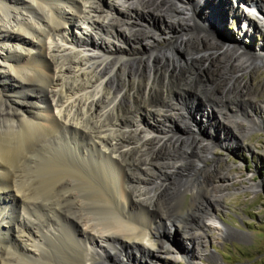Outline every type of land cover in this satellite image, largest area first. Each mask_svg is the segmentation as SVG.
I'll list each match as a JSON object with an SVG mask.
<instances>
[{"label": "bare ground", "instance_id": "obj_1", "mask_svg": "<svg viewBox=\"0 0 264 264\" xmlns=\"http://www.w3.org/2000/svg\"><path fill=\"white\" fill-rule=\"evenodd\" d=\"M106 1L0 0V264H111L112 259L130 264L132 258L139 264L167 263L165 253L173 251L168 242H175L178 232L176 250H183L190 264H206L216 258L206 248L214 237L210 232H233L207 203L224 201L227 184L214 180L238 176L214 165L213 175L209 169L197 174L210 158L200 153L202 142L162 141L141 121L143 114L150 116L149 124L164 134L168 119L181 116L172 93L189 86L199 90L195 84L204 82L199 77L205 71L199 65L209 59V74L230 77L209 85L204 97L246 135L224 101L234 105L236 96H255L241 74L253 69L255 58L233 53V45L208 38L216 33L194 24L196 11L222 27L212 14L214 0ZM258 7L246 9L251 21L243 19L235 38L263 49L262 42H254L257 29L264 28ZM146 11L162 18L165 27L149 31L136 15ZM178 28L186 34H171ZM111 37L145 52L114 58L124 52ZM193 46L215 52L219 67ZM178 49L187 53L186 62L177 57ZM129 126L132 130L122 132ZM175 152L184 159L173 161ZM185 191L193 200L183 211ZM61 234L66 237L61 253L50 258L49 244Z\"/></svg>", "mask_w": 264, "mask_h": 264}, {"label": "rangeland", "instance_id": "obj_2", "mask_svg": "<svg viewBox=\"0 0 264 264\" xmlns=\"http://www.w3.org/2000/svg\"><path fill=\"white\" fill-rule=\"evenodd\" d=\"M214 1V11L212 10V14H217L216 16L220 17L222 21L224 19L223 22L221 21L223 24V29L219 26L220 24L217 21V23L214 22V20L210 22L208 18L203 16L201 17L196 11L193 15L195 17H192L194 24H198V26L201 28L215 32L220 38L233 45V47L241 50L242 52L237 53L238 55L249 58L247 56V54H249L251 57L255 58L256 64L253 63V69H250L249 71H241L242 77L247 81L246 86H249V91H251L250 93L254 94L255 96H236L238 97V101L234 103V105L229 99L224 101L226 105L225 111L230 113L229 116L232 115V119H239L241 121V129L243 130V127H245L244 130L245 132L247 131V134L242 136L239 131H237L235 128H232L231 124L228 123V119L220 117V114H218V112L213 109L214 103H212V105H208L209 103L204 97V95L208 94V91L211 89L208 86H214L216 84L219 85L222 80L230 77V73L224 74V72L218 73L216 71L215 74H209L208 68H205V62H207L209 59L201 61V64L199 65V67H203L202 69L206 71L205 72L202 70L201 73L203 75H200L199 77L202 78L204 82H201L199 85L195 84L197 87L199 86V90L203 91L195 92L199 91L198 88L197 90H194L196 88L192 89L189 86L187 88H190L189 90L184 92L181 90H176L174 93H172L171 97L174 98L175 102L181 103V116L177 119H174L173 117L168 119V126L165 128L166 132L164 134V130L162 131L158 125L149 124L150 116L143 114L141 122L144 123L150 131H152V134L159 135V138L161 139L168 138L166 140H170L173 138L176 139L178 137H186L188 139H196V141L199 143L202 142L201 144L204 147L200 148V153H210V158L205 159L203 157L205 160L203 163H201V165H203L204 168L196 169L197 174L200 172L203 173L204 169H209L210 171L208 170V173L213 175L212 173L214 171L211 170L215 169L216 167V169L220 168V170L223 172L225 171L226 173L236 174L238 176L236 177V180L229 177L226 179L219 177L218 179L214 180L218 183L227 184V189L222 195V199L224 201H222L220 205H217L214 202H212L211 205L207 203V206L211 211L214 212V214L218 215L224 223H228V226L233 229V232L232 234L223 235H218L217 231L210 232V234H213L214 237L209 240L206 248L209 251H213L216 258L214 260L205 259L204 262L206 264H264V108L262 106V100H264V48H255L253 45H251V40H248V42L247 39L245 41L244 38L241 37H238V39L235 38L242 32L243 26L241 24L243 23V19L245 20L246 24L251 21L247 14H245L246 9L250 7V10H252L251 7L259 6L258 8L261 7L260 11H262L264 14V0ZM106 2L107 1L104 0L102 4L105 5ZM221 8L224 10L223 13H221ZM153 13V11H146L143 13L138 12L136 15L139 17L138 20H141V22L145 24V27L148 28L149 31L156 33L158 30L164 28L166 23L163 24L162 18H157L156 14ZM251 25L256 27L254 23H251ZM176 30L177 29H173L174 32H171V34L177 36L186 34L184 29L180 32V28H178V31ZM255 37V45L261 42L264 45V28L257 29ZM105 38L108 37L105 36ZM113 38L111 37L110 39H117V41L115 40V42H117L116 46L121 47V49L119 48L120 52H124L123 54H116L114 58H116L117 55H128L135 58L138 57L141 52H145V49H142L138 46L136 47L132 42L127 43L120 37ZM160 44L163 48L166 46V44L163 42ZM170 47L171 46H167V50ZM205 49H196L194 47L192 51H198V54H205V58H211L210 62H214L212 64H214L215 69H217L219 66L217 64L218 61H215V56H217L216 53L210 51L209 49H206L208 50L206 51ZM232 50L234 51L233 53L238 52L235 49H231V51ZM207 53L211 54V56H208ZM146 54L151 56L149 50ZM176 55L184 62H186L188 59L187 53L182 49H178V51H176ZM120 74L121 71H116L115 76L121 77ZM183 86L184 85H182V88L184 89L185 87ZM220 91L221 89L216 91L218 96L222 95ZM218 104L221 103L218 102ZM248 124H251L253 128L250 127L251 129L249 128V130ZM113 128L111 127V129L108 130V132L110 131V134L113 131ZM118 128L119 127L116 126L114 130L121 129V127L119 129ZM131 128V126L123 128L122 132H125L126 130V132H128L132 130ZM165 135L167 137H165ZM164 139L162 141H165ZM142 141L143 140H141V142ZM126 144H128V142ZM176 154L177 153L175 152V154H173L171 157L173 161H180L184 159L183 153H181L178 159L176 158ZM194 154L195 152L190 154L191 159L197 158L192 156ZM186 166L189 167L190 165ZM179 172L181 175L185 173L184 170H179ZM170 174L171 173H169V175ZM170 180H172V178ZM183 196V204H181L180 209L184 211L187 209L188 204H190L193 200V193L190 191H185ZM178 234L179 232L174 234L176 238L175 242H168V245H170V247L173 249L172 252L169 251L165 253V255L169 258L168 262L166 263L163 261L159 264H190L187 257L185 256L184 251L179 249L176 250V242L180 236V234ZM62 236L63 234L58 236L59 238L54 236V238H57H55L56 247L54 240V243L52 242L49 244H52L48 251V256L51 252V256H49L50 258H54L55 254L59 255L61 253V247H63V243L65 242L64 239L66 238L65 236ZM193 245V243L190 244L191 247H193ZM194 247L199 251L196 244ZM145 262L146 261L144 260V264ZM110 263L115 264L116 262L112 259ZM131 263L139 264V260L132 258L130 264Z\"/></svg>", "mask_w": 264, "mask_h": 264}, {"label": "water", "instance_id": "obj_3", "mask_svg": "<svg viewBox=\"0 0 264 264\" xmlns=\"http://www.w3.org/2000/svg\"><path fill=\"white\" fill-rule=\"evenodd\" d=\"M215 33V32H214ZM208 35V38L210 37L211 39H212V37H215V40L217 41V42H219L220 44H222V45H230L228 42H226L225 40H223L222 38H220L218 35H211V34H207ZM233 47V46H232ZM234 49L235 50H237V51H239V52H242L241 50H239L238 48H235L234 47Z\"/></svg>", "mask_w": 264, "mask_h": 264}, {"label": "built area", "instance_id": "obj_4", "mask_svg": "<svg viewBox=\"0 0 264 264\" xmlns=\"http://www.w3.org/2000/svg\"><path fill=\"white\" fill-rule=\"evenodd\" d=\"M259 10H261L260 8H258Z\"/></svg>", "mask_w": 264, "mask_h": 264}]
</instances>
